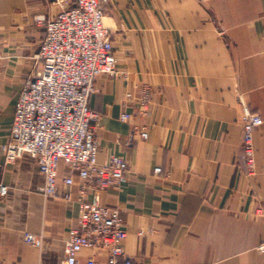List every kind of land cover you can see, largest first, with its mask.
I'll return each mask as SVG.
<instances>
[{"label":"crops","instance_id":"0c3cea01","mask_svg":"<svg viewBox=\"0 0 264 264\" xmlns=\"http://www.w3.org/2000/svg\"><path fill=\"white\" fill-rule=\"evenodd\" d=\"M59 11L53 0H0V264H60L80 202L95 197L123 218L129 258L264 264V123L252 169L242 151L244 106L264 120V0H109L119 74L96 79L89 105L99 115L98 163L120 157L129 172L116 189L78 176L70 188L60 183L70 199L45 197L37 163L24 155L7 164L2 152L15 102L41 68L46 29L36 18ZM90 258L107 260L84 249L78 264Z\"/></svg>","mask_w":264,"mask_h":264},{"label":"built area","instance_id":"2783aa9c","mask_svg":"<svg viewBox=\"0 0 264 264\" xmlns=\"http://www.w3.org/2000/svg\"><path fill=\"white\" fill-rule=\"evenodd\" d=\"M60 7L52 17H37L46 35L39 48L41 68L26 80L14 105L10 138L2 147L5 163H13L24 155L33 159L43 177L45 197L70 199L65 188L78 176L98 190L116 189L124 184L129 172L127 162L113 156L100 165L97 161L99 141L95 122L99 115L91 110L89 101L95 92L96 79L101 75L117 76L119 63L108 28L105 6L109 0H53ZM4 56L0 50V65ZM148 95L139 109L146 113ZM124 114L122 120H129ZM264 120L259 112L244 106L242 151L246 166H254V133ZM147 138L146 133H141ZM61 165L65 176L59 181ZM161 169H155L160 173ZM8 187L0 185V196ZM264 218V207L258 209ZM127 237L125 223L119 211L102 205L98 197L81 201L77 226L66 243L65 258L60 264H78L84 249L103 252L105 263L90 258L86 264H145L129 258L124 250ZM29 244L39 241L26 235ZM259 250L264 252V242Z\"/></svg>","mask_w":264,"mask_h":264}]
</instances>
